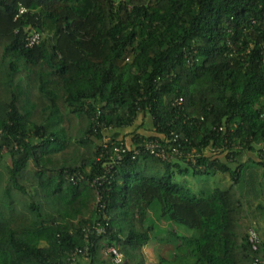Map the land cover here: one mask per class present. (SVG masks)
Segmentation results:
<instances>
[{
  "label": "trees",
  "instance_id": "obj_1",
  "mask_svg": "<svg viewBox=\"0 0 264 264\" xmlns=\"http://www.w3.org/2000/svg\"><path fill=\"white\" fill-rule=\"evenodd\" d=\"M171 238L156 264L264 262V0H0V264Z\"/></svg>",
  "mask_w": 264,
  "mask_h": 264
},
{
  "label": "rangeland",
  "instance_id": "obj_2",
  "mask_svg": "<svg viewBox=\"0 0 264 264\" xmlns=\"http://www.w3.org/2000/svg\"><path fill=\"white\" fill-rule=\"evenodd\" d=\"M141 121H142V117L139 116L138 119L136 120L135 124L132 127L119 131V134H121V136L130 138L131 133H133L136 130L137 131H144L145 130V132H149V130H146V129H149L151 127V121L149 120V118L146 117V119L143 123V127H141V123H142ZM104 134L106 135L105 131H104ZM110 134L111 133L108 132L107 136H109ZM219 179H220L219 175L213 176L211 184H212V182H218ZM154 223L156 226L157 236L153 239L163 238L164 236H166L165 235L166 233L163 232V230H162L163 229L162 223L159 222L158 220H155ZM170 229H174L176 231V233H179V234L183 233L182 235H191L192 234V232L187 230V229H185V231L182 232V231L178 230V228H176L174 225H171ZM174 245H175V241L173 238H171L169 241H166V242L165 241L159 242L158 240H154V241L149 242V244L146 245L142 249V251L145 255V259H146L147 263L156 264L160 257H168V256L172 255V253L174 251V248H173Z\"/></svg>",
  "mask_w": 264,
  "mask_h": 264
},
{
  "label": "built area",
  "instance_id": "obj_3",
  "mask_svg": "<svg viewBox=\"0 0 264 264\" xmlns=\"http://www.w3.org/2000/svg\"><path fill=\"white\" fill-rule=\"evenodd\" d=\"M23 12H24V9H22V8L18 10V13H23ZM38 40H39V34L33 33L27 39V42H28L29 45H32V44L37 43ZM219 130H221V128ZM143 148L149 154H151V155H153V156H155L157 158L164 159L166 157V153H165L166 149L158 141L147 142V143H145L143 145ZM173 153H174L173 155H176V156H180L181 155V153L177 149H174ZM248 242H249V244L251 246V249L256 251L257 250V246L259 244V241H258V238L256 236V233L253 230H251V229L249 230V233H248ZM106 252L112 256V261L115 264L120 262L121 256L117 252L116 249L110 247V248L107 249ZM76 254H80V255L86 257L87 256V248H85L83 251L76 249L72 253V256H75ZM253 264H264V262L260 261L259 259H255Z\"/></svg>",
  "mask_w": 264,
  "mask_h": 264
}]
</instances>
